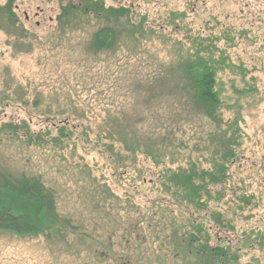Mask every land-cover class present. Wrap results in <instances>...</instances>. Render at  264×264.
I'll use <instances>...</instances> for the list:
<instances>
[{
	"label": "rangeland",
	"instance_id": "obj_1",
	"mask_svg": "<svg viewBox=\"0 0 264 264\" xmlns=\"http://www.w3.org/2000/svg\"><path fill=\"white\" fill-rule=\"evenodd\" d=\"M83 1L0 0V180L39 178L73 228L53 240L0 232V264H209L202 249L181 237L187 219L198 218L208 233L202 243L229 247L227 257L237 259L230 264H264V0H91L129 9L154 29L143 37L123 33L98 53L90 41L104 21L77 12L61 16ZM182 11L186 18L176 26L187 25L191 34L232 31L231 40L216 44L215 59L223 56L227 66L217 79L220 133L181 89L177 66L187 52L177 41L183 42L180 27L167 20ZM114 119L164 124L178 138L170 161L153 164L140 155L135 165H113L91 140ZM65 120L75 125L63 133L71 135L67 141L57 129ZM233 134L236 157L220 203L225 228H218L203 213L173 205L159 176L188 161L207 167L214 152L221 156L224 136Z\"/></svg>",
	"mask_w": 264,
	"mask_h": 264
},
{
	"label": "trees",
	"instance_id": "obj_2",
	"mask_svg": "<svg viewBox=\"0 0 264 264\" xmlns=\"http://www.w3.org/2000/svg\"><path fill=\"white\" fill-rule=\"evenodd\" d=\"M83 2L82 8H63L61 16L77 12L82 16L93 15L104 21V25L93 33L90 41V48L95 53L106 50L112 44L113 39L121 37L123 33L128 37L136 35L143 37L146 33L153 34L152 25L147 26L145 18L136 22L129 9L123 7L105 9L100 1L84 0ZM185 18L186 13L183 11L171 12L167 20V25H174L175 29L180 27L183 42L177 41L185 46L187 52L186 58L177 66L180 78L184 81L181 89L197 113L208 121L216 133H220L223 130L221 126L224 125L221 118L224 101L217 79L218 73L222 71L221 68L227 66L226 58L223 56H220V60L215 59L216 53H219L216 44L221 39L231 40L232 31L224 30L215 36L212 29L202 32L203 30H200L202 28H198L197 32L191 34L192 30L187 25L176 26V22L181 23ZM216 20V17H210L208 21L216 23ZM113 25L120 27L117 34ZM158 27L160 28L158 31L163 33V26ZM210 31L212 33L207 35ZM110 123L111 125L105 122L109 129L104 130L106 131L104 134H95L91 143L100 154L107 155L109 160L115 162L113 165L120 164L121 166L123 163L129 166L135 165L136 158L140 155L150 159L153 164L163 163V158L166 157L170 161L172 155L170 148L175 140L178 141V138L174 135L171 138L165 127L164 130L161 129L164 124H160L159 121L151 122L153 123L151 124L144 119L129 123L114 119ZM233 125L234 122L229 125L230 129ZM143 126H146V129L142 131ZM72 127L74 128L75 125H70L67 120L61 122L57 128L62 134L60 138L64 141L70 140L71 135L63 133ZM86 137L88 136L85 135L84 138ZM35 141H38V137ZM53 141L61 142L60 139ZM220 146L221 156H218V151L214 152L207 167L198 168L194 162L188 161L184 166L170 167L162 171L159 181L163 193L172 197L173 205L182 206L185 210L188 209L195 213H203L218 228H225L220 203L225 197L227 166L236 157L237 137L234 134L228 138L224 136ZM105 192H108V189ZM239 201L248 204L245 200ZM227 202L233 204V200ZM166 209L173 211L175 208L166 207ZM236 209L241 211L240 206ZM192 212L189 213L190 218H192ZM199 220L204 219L198 218L195 222L187 219L188 230L181 237L190 246L194 245L193 247L202 249L201 255H206L203 257H207L205 259L209 264L237 263L234 255L235 258L232 259L227 257L229 247L226 249L221 246L211 247L207 238L205 243H202V234L207 236L208 233L203 232L201 229L203 224ZM69 230H73L71 222L59 216L53 192L45 187L39 178L16 179L7 176L0 180V232L11 233L18 237H43L46 240H53L63 238Z\"/></svg>",
	"mask_w": 264,
	"mask_h": 264
},
{
	"label": "flooded vegetation",
	"instance_id": "obj_3",
	"mask_svg": "<svg viewBox=\"0 0 264 264\" xmlns=\"http://www.w3.org/2000/svg\"><path fill=\"white\" fill-rule=\"evenodd\" d=\"M10 8V7H9ZM9 8H6V9H9Z\"/></svg>",
	"mask_w": 264,
	"mask_h": 264
}]
</instances>
